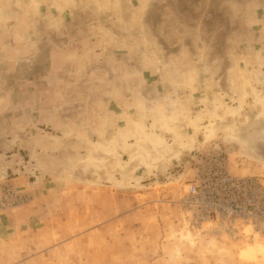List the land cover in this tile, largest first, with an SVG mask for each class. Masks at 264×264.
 I'll list each match as a JSON object with an SVG mask.
<instances>
[{
    "label": "rangeland",
    "instance_id": "rangeland-1",
    "mask_svg": "<svg viewBox=\"0 0 264 264\" xmlns=\"http://www.w3.org/2000/svg\"><path fill=\"white\" fill-rule=\"evenodd\" d=\"M224 1L216 9V0H0V89H16L17 132L48 131L21 120L27 78L36 75L27 62L14 67L12 55H22L14 39L27 34V23L45 19L50 30L76 38L80 67L94 72L101 59L93 53L109 36L129 37L123 46L132 67L140 54L173 55L191 45L221 53V34L235 31L241 12L255 13L245 0ZM191 95L177 111L170 100L156 108L133 103L126 115L111 109L113 119L77 109L83 123L70 130L77 138L33 141L53 147L51 164L26 168L30 145L21 142L23 172L4 167L0 181V264H264V124L200 123ZM32 100L40 105V94ZM7 104L0 102L3 128Z\"/></svg>",
    "mask_w": 264,
    "mask_h": 264
},
{
    "label": "crops",
    "instance_id": "crops-1",
    "mask_svg": "<svg viewBox=\"0 0 264 264\" xmlns=\"http://www.w3.org/2000/svg\"><path fill=\"white\" fill-rule=\"evenodd\" d=\"M245 1L255 13L243 15L241 12L234 25L235 31L221 34V53L195 52L194 45H191L184 53L176 52L173 55L154 52L145 59L147 54L143 58L140 54L138 66L132 67L130 50H124L123 46L129 43V37L109 36L97 48L98 52L93 53L95 58L101 59L100 65L95 64L99 68L94 72L91 68L86 70L80 67L79 62L83 58L76 38L66 35V32L50 30L51 26L44 25L45 19L39 21L41 25H37L36 21L24 25L27 34L15 36L14 39L17 48L14 50L22 55H12L17 61L13 66L24 67L27 62L36 76L27 78L29 82L25 88L29 91L30 99L27 101L26 115L21 120L29 124L37 123L48 131L30 132L26 137L20 135L14 113L19 111L16 89L13 91L10 88L9 92L0 89V102L8 103L11 115L8 118L9 126L3 128L0 124V181L4 178V167L11 172L22 170L17 168L16 163L21 154L18 148L24 140L29 141L27 145H30L28 152L31 158L26 168L30 165L34 168L36 164L45 162L53 163V157L57 155L55 151L52 152L53 147H46L43 143L42 148L33 141L42 136L48 140L77 138L80 132L70 133L71 129L75 130L74 127L81 129L79 125L83 123L81 117L75 116L77 109L93 108L95 114L96 110L101 109L108 113H105L106 117L113 119L115 112L112 110L126 115V110L129 111L133 103L134 106L152 104L155 107L163 100H170V106L177 111L184 105L185 92L191 90L192 99L199 104L197 117L202 118L198 121L200 123L206 124L215 119H233L236 123L243 118L251 127L264 124V0ZM224 3V0H216L213 8L217 9ZM17 24L14 23L13 27L20 25ZM52 24H59L63 28L66 26L64 21ZM98 26L101 24L98 23ZM101 27L110 34L111 28ZM145 27L150 29L147 24ZM95 37V44L98 45V36ZM153 37L156 39V36ZM114 40L122 44V50L115 51L112 45ZM143 40H146L145 37ZM22 42L23 45H20ZM214 63L219 65L212 68ZM89 72L93 73L88 75ZM65 92L72 95L67 97ZM38 93L40 105L32 100V96L38 98ZM67 106L73 107L74 113L67 111ZM101 111L100 114L103 113ZM93 118L96 120L98 115ZM88 122V119H84V123ZM239 139H244L243 135ZM64 162L62 159L61 163ZM20 179L21 176H17L14 180Z\"/></svg>",
    "mask_w": 264,
    "mask_h": 264
}]
</instances>
